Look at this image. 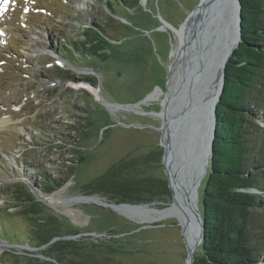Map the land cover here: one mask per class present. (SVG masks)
I'll list each match as a JSON object with an SVG mask.
<instances>
[{"label": "rangeland", "instance_id": "obj_1", "mask_svg": "<svg viewBox=\"0 0 264 264\" xmlns=\"http://www.w3.org/2000/svg\"><path fill=\"white\" fill-rule=\"evenodd\" d=\"M11 1L7 10L1 8L0 18V120H10L0 127V264L13 258L30 264H82L76 251L98 256L89 264L102 257L110 264H184L187 250L175 218L138 229L140 223L108 207L61 199L97 195L109 202H154L157 207L171 202L161 161L162 119L154 112L161 111L168 89L176 40L161 19L179 28L201 0ZM224 5L209 0L199 15L202 19ZM204 28L191 24L186 30L184 37L194 38L190 45L185 40L187 50L203 44L210 33ZM92 40L104 47L105 60L84 53ZM74 43L85 47L77 49ZM218 74L204 97L207 102L216 94ZM84 76L96 78L99 85ZM175 77L172 87L177 90L185 78L182 69ZM256 120L264 128L263 111ZM78 123L86 124L87 137L79 143L85 159L62 188L40 200L44 214L56 217L61 235L75 239L66 250L61 242L32 247L22 241L29 238L32 224L9 200L19 186L39 194L40 178L59 176L71 163L74 146L57 142L64 135L78 136L67 130ZM204 161L195 166L197 204L207 172ZM105 235L108 240L102 239Z\"/></svg>", "mask_w": 264, "mask_h": 264}, {"label": "trees", "instance_id": "obj_2", "mask_svg": "<svg viewBox=\"0 0 264 264\" xmlns=\"http://www.w3.org/2000/svg\"><path fill=\"white\" fill-rule=\"evenodd\" d=\"M239 1L241 41L227 61L223 90L216 105L212 156L199 196L204 234L193 264H264V128L256 120V113L264 112V0ZM93 24L101 33L99 26ZM74 45L77 48L85 44ZM84 53L101 60L107 58L104 47L93 40ZM84 78L92 85L97 83L94 77ZM67 130L78 136L64 135L57 143L74 146L71 151L75 158L59 176L40 178L38 192L51 193L62 188L75 166L85 159L79 143L87 137L86 124L69 125ZM13 192L9 201L19 206L32 224L29 238L22 241L31 242L32 247L61 242L66 250V244L75 238L61 235L56 217L44 214V203L29 189L19 186ZM12 236L18 238L15 233ZM126 238L130 236L121 240ZM75 253L82 264H89L91 257L98 258L91 252ZM7 264L30 263L13 258ZM95 264H110L109 258L102 257Z\"/></svg>", "mask_w": 264, "mask_h": 264}, {"label": "water", "instance_id": "obj_3", "mask_svg": "<svg viewBox=\"0 0 264 264\" xmlns=\"http://www.w3.org/2000/svg\"><path fill=\"white\" fill-rule=\"evenodd\" d=\"M228 2L230 5H232L230 6L229 15L231 14L232 16L233 28H231V31L233 32L234 38H233L232 48L228 51V53L225 55V57L220 63L218 69L219 83L214 98L210 102L207 101L202 102L199 99V96L204 97V95L198 94V96H193V94H191V91L181 83L183 88H181V85H179L177 90L172 89L171 91L174 93L170 97L166 98V96L168 95V93L166 92V95L164 97L166 99L161 104L162 106L161 111L155 112L158 116L160 113H162L161 116L162 122L160 127V131H161L160 144L163 148V153H162L161 161L166 175L167 186L171 195V202L164 207H157V204L154 202L152 203L109 202L105 200V198L99 197L97 195H80V196L61 199L65 203L93 202L97 205L108 207L112 211L120 215H123L129 218L130 220L140 223L141 226L138 229L161 226L162 224L154 225V222H158L166 218H175L176 224L180 226V230L184 239V244L187 250L184 264H193L194 262L195 252L198 250L203 239L204 221L200 211L199 204L196 207L192 206V203L189 200L188 191L184 190L182 197L180 196L181 197L180 199L176 198V196L174 195V190L171 183L172 174H171V169H169L168 167V163L169 162L171 163V161H173L174 159L183 160V161H188L190 162V164H193L200 168L203 159H205L204 163L207 166V169L209 167L210 159L212 156L213 139L215 136V129H216L215 126L216 105L220 99V95L223 90L225 67L233 50L239 46V43L241 41V3L239 0H228ZM214 3L215 1L210 2V5L207 6L206 9L208 8L211 9L212 8L211 6ZM198 4L195 6L193 10L196 9ZM187 17L185 18L183 23L179 26V28H181V26L184 24ZM161 20L167 27L171 28V30L174 32L175 27L173 25H171L164 19ZM194 20L195 23L192 22V26L197 27L198 26L197 22L201 20V15L196 16ZM189 38L190 37H187L185 39L187 41V44L188 45L193 44L194 38L192 39ZM189 59L190 57L188 58L186 57V61H185L186 65ZM206 68H207L206 72H204L205 77L209 75L211 69H214V65H209ZM168 90L169 87L167 91ZM182 91L183 93H181ZM152 93H150L144 99L147 100L152 95ZM99 100H101L106 104H112L118 106L123 105L120 103L108 102L100 97ZM141 102H144V100L139 101L138 104H140ZM199 181L200 179H197V177L195 176V178L193 179V186L195 188L196 193H199V189H197V186L199 185ZM31 192H33V194L37 197L38 200H42L44 202L48 200L50 197H52V194L44 191H41V194H36L34 190L31 189ZM189 234L191 235L190 243L186 241L187 236Z\"/></svg>", "mask_w": 264, "mask_h": 264}, {"label": "bare ground", "instance_id": "obj_4", "mask_svg": "<svg viewBox=\"0 0 264 264\" xmlns=\"http://www.w3.org/2000/svg\"><path fill=\"white\" fill-rule=\"evenodd\" d=\"M222 1L225 2L222 9L217 8L215 11L211 10L212 13L207 15L204 14L205 17L197 22L198 27L202 23V25H205L204 29L207 31L210 30L209 34L204 31L205 34H207V37L198 49L195 47L194 49L187 50L184 33L191 27L192 22L195 23V17L199 15L200 10L206 4L207 0H201L196 9L190 11V14L181 28H175L174 37L176 42L173 44L171 49V56L174 58V63L169 66L167 80L169 90L167 91L168 95L166 98L170 97L174 93L171 90L174 89L172 86H174V82H176L175 76L178 69H182V73L185 76L181 83L191 91L193 96L202 94L204 97H208L210 95V90L214 86L212 83H215L217 80L216 76L217 73H219L218 69L220 63L228 51L232 48L234 38L233 32L231 31V28H233L232 16L231 14L229 15L230 6L232 5L229 4L228 0ZM186 57H190L187 65L185 63ZM209 65H214V69H211L209 75L205 77L204 72H206V67ZM181 88H183L182 85ZM181 93H183V91ZM204 97L199 96V99L202 102H205ZM166 98L162 100V103ZM116 108L118 107L116 106ZM161 116L162 113L159 114V117ZM7 121L10 122L9 118H3L0 120V127L5 125ZM168 167L171 169V183L176 198L180 199L183 191H188L189 200L191 201L192 206H198L195 188L193 186V179L195 176L198 178V170L195 165L190 164L188 161L174 159L171 163H168ZM38 193L41 194V192ZM186 241L190 243V234L187 236Z\"/></svg>", "mask_w": 264, "mask_h": 264}, {"label": "snow or ice", "instance_id": "obj_5", "mask_svg": "<svg viewBox=\"0 0 264 264\" xmlns=\"http://www.w3.org/2000/svg\"><path fill=\"white\" fill-rule=\"evenodd\" d=\"M26 2H27V0H26ZM33 2H34V0H33ZM8 4H9V0H0V8H4L6 10ZM24 11H28V8H25Z\"/></svg>", "mask_w": 264, "mask_h": 264}]
</instances>
